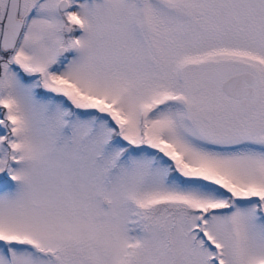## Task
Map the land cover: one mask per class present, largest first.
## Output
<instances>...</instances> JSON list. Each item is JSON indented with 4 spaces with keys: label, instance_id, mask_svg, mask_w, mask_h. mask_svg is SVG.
<instances>
[{
    "label": "snow or ice",
    "instance_id": "1",
    "mask_svg": "<svg viewBox=\"0 0 264 264\" xmlns=\"http://www.w3.org/2000/svg\"><path fill=\"white\" fill-rule=\"evenodd\" d=\"M0 264H264V0H0Z\"/></svg>",
    "mask_w": 264,
    "mask_h": 264
}]
</instances>
